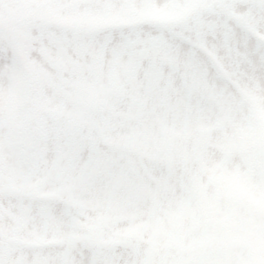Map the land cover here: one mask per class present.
I'll return each mask as SVG.
<instances>
[{"label": "snow or ice", "instance_id": "6c2138e0", "mask_svg": "<svg viewBox=\"0 0 264 264\" xmlns=\"http://www.w3.org/2000/svg\"><path fill=\"white\" fill-rule=\"evenodd\" d=\"M177 2L194 15L120 23L170 0H0V264H264V251L196 246L205 203L192 174L140 146L191 101L190 66L217 76L203 44L235 51L264 94V0ZM241 167L264 187V155ZM208 199L228 211L216 189ZM183 209L182 243L134 234Z\"/></svg>", "mask_w": 264, "mask_h": 264}, {"label": "rangeland", "instance_id": "374dc122", "mask_svg": "<svg viewBox=\"0 0 264 264\" xmlns=\"http://www.w3.org/2000/svg\"><path fill=\"white\" fill-rule=\"evenodd\" d=\"M195 10L170 0L169 6L133 8L111 19L120 23L153 20L173 23L193 16ZM235 15V13H229ZM252 27L245 17H239ZM264 39V33L258 32ZM231 39L224 33V40ZM217 76L199 65L187 69L193 97L182 112H169L161 122L163 137L158 144L150 138L140 146L179 160L192 174L194 189L205 203L202 218L205 233L196 246L225 255L264 251V187L250 183L241 165L258 163L264 155V94L254 89L237 68L235 51L221 53L215 46L201 45ZM175 63L174 57H169ZM216 189L225 198L228 211L217 217L215 202L208 191ZM194 219L188 209L167 218H157L150 229H138L137 236L162 243H182L179 230Z\"/></svg>", "mask_w": 264, "mask_h": 264}]
</instances>
